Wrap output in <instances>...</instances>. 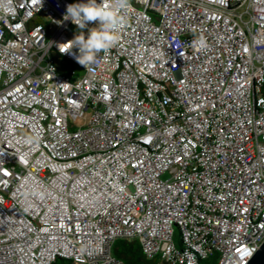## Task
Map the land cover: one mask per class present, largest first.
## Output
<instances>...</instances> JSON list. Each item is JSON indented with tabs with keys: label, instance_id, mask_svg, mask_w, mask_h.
Returning a JSON list of instances; mask_svg holds the SVG:
<instances>
[{
	"label": "built area",
	"instance_id": "1",
	"mask_svg": "<svg viewBox=\"0 0 264 264\" xmlns=\"http://www.w3.org/2000/svg\"><path fill=\"white\" fill-rule=\"evenodd\" d=\"M81 2L0 0V264H123L118 239L245 264L264 243V0H129L90 68L60 52Z\"/></svg>",
	"mask_w": 264,
	"mask_h": 264
},
{
	"label": "clouds",
	"instance_id": "2",
	"mask_svg": "<svg viewBox=\"0 0 264 264\" xmlns=\"http://www.w3.org/2000/svg\"><path fill=\"white\" fill-rule=\"evenodd\" d=\"M129 0H87V2L69 4L66 7L63 20L71 21L78 31L74 38L68 41V48L61 53H68L83 67L90 68L99 62L101 53H109L120 41V26L125 23L121 11L128 7ZM95 23L96 26L89 27ZM193 48H207V41L201 35L191 41ZM78 50L77 52L72 51ZM30 142H38L30 138Z\"/></svg>",
	"mask_w": 264,
	"mask_h": 264
},
{
	"label": "trees",
	"instance_id": "3",
	"mask_svg": "<svg viewBox=\"0 0 264 264\" xmlns=\"http://www.w3.org/2000/svg\"><path fill=\"white\" fill-rule=\"evenodd\" d=\"M111 252L123 264H163L157 259H146L136 240L118 239L113 243ZM52 264H65V260L57 259Z\"/></svg>",
	"mask_w": 264,
	"mask_h": 264
},
{
	"label": "water",
	"instance_id": "4",
	"mask_svg": "<svg viewBox=\"0 0 264 264\" xmlns=\"http://www.w3.org/2000/svg\"><path fill=\"white\" fill-rule=\"evenodd\" d=\"M245 264H264V243L260 245Z\"/></svg>",
	"mask_w": 264,
	"mask_h": 264
},
{
	"label": "rangeland",
	"instance_id": "5",
	"mask_svg": "<svg viewBox=\"0 0 264 264\" xmlns=\"http://www.w3.org/2000/svg\"><path fill=\"white\" fill-rule=\"evenodd\" d=\"M174 231H175V237L174 238H175V241L178 243L179 231L176 227L174 228ZM65 264H69V262L65 261Z\"/></svg>",
	"mask_w": 264,
	"mask_h": 264
}]
</instances>
